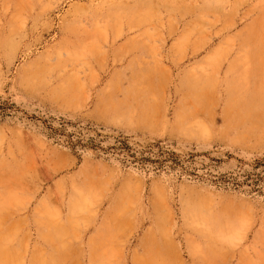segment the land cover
Wrapping results in <instances>:
<instances>
[{"label":"rangeland","instance_id":"374dc122","mask_svg":"<svg viewBox=\"0 0 264 264\" xmlns=\"http://www.w3.org/2000/svg\"><path fill=\"white\" fill-rule=\"evenodd\" d=\"M0 264H264V0H0Z\"/></svg>","mask_w":264,"mask_h":264},{"label":"bare ground","instance_id":"6f19581e","mask_svg":"<svg viewBox=\"0 0 264 264\" xmlns=\"http://www.w3.org/2000/svg\"><path fill=\"white\" fill-rule=\"evenodd\" d=\"M209 219V218H208ZM214 220V219H213ZM207 221V220H206ZM62 229V228H61ZM60 231V230H59ZM65 231V230H64ZM62 233H63V230H62ZM54 234V233H53ZM65 234V233H64ZM55 235H56V233H55ZM59 235H61L60 233H59ZM62 237H64L63 235H62ZM62 241V240H61Z\"/></svg>","mask_w":264,"mask_h":264}]
</instances>
